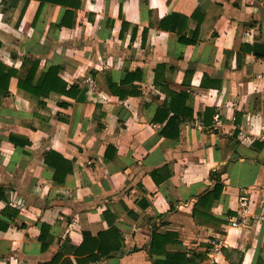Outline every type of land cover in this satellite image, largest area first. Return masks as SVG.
I'll return each mask as SVG.
<instances>
[{"label":"crops","instance_id":"obj_1","mask_svg":"<svg viewBox=\"0 0 264 264\" xmlns=\"http://www.w3.org/2000/svg\"><path fill=\"white\" fill-rule=\"evenodd\" d=\"M199 21L196 42L180 43ZM254 43L264 45V0H0V63L22 76L23 58L39 61L34 84L60 67L79 89L38 105L11 78L0 94V264H45L58 252L75 264L84 234L114 229L121 251L94 264L163 261L153 234L172 236L164 253L191 264L219 234L218 264H264V225L229 228L239 196L264 209V55ZM164 90L185 94L191 113L174 138L152 123ZM49 152L70 164L61 183ZM218 184L207 218H193Z\"/></svg>","mask_w":264,"mask_h":264},{"label":"trees","instance_id":"obj_2","mask_svg":"<svg viewBox=\"0 0 264 264\" xmlns=\"http://www.w3.org/2000/svg\"><path fill=\"white\" fill-rule=\"evenodd\" d=\"M173 19V18H172ZM175 19V17H174ZM179 19V18H178ZM177 23V22H176ZM200 21L197 23V27L194 31L193 38L187 40L184 37L179 38L180 43L183 45H192L196 42V34ZM163 23L159 25L162 28ZM39 67V61L31 58H23L21 68L24 75L18 76V73L14 69L5 67L0 63V94L7 96L8 82L11 78L17 79V89L28 94L29 96L38 100V105H41V98L48 96L49 94L63 96L66 98L74 99L79 94V89L75 85H67L62 79L58 77L61 70L60 67H49L45 72L41 73L36 83L34 79ZM128 82L127 76L120 83L124 85ZM155 83V82H154ZM157 84V80H156ZM108 90L112 96H116L119 100H122L127 95V92L120 91L117 86L108 83ZM166 91L168 100L162 104L160 108L156 110L155 116L152 119V123L160 124L165 122V125L161 131V135L165 138H174L177 136V126L179 123L184 122L190 117L191 113L188 111L184 102L187 96L183 93L175 94ZM129 94V93H128ZM60 107H67L66 104H59ZM174 132L170 134V132ZM13 142V141H12ZM16 144V143H14ZM27 142L22 143V145ZM44 164L54 170L53 180L56 183H61L67 173L71 172L70 164L64 161L61 156L56 153L49 152L43 158ZM68 168L62 172V167ZM152 178L158 183V181L152 175ZM222 191V187L218 184L214 188L203 195L197 202L192 217L196 216L200 218H207L206 214L210 209L218 202ZM5 230V228H3ZM44 232L41 230L39 240L41 242V250L45 251L48 244L43 238ZM167 237L170 235L159 236L152 235V242L150 252L155 255H164L163 261H157L154 264H191L190 259H187L185 254H169L164 253V247L169 243ZM121 237L114 230L106 233L98 234L95 238L84 234L82 237V243L78 248L73 249L72 257L75 264H94L99 263L102 260L109 259L111 257H117L121 251ZM45 264H73L68 258H63V253L58 252L49 263Z\"/></svg>","mask_w":264,"mask_h":264},{"label":"built area","instance_id":"obj_3","mask_svg":"<svg viewBox=\"0 0 264 264\" xmlns=\"http://www.w3.org/2000/svg\"><path fill=\"white\" fill-rule=\"evenodd\" d=\"M236 217L229 221V228L240 229L247 226L250 222L264 225V209L260 213H253L251 210V200L245 195L238 197V208ZM224 235H216L208 241V249L205 252L200 264H218L222 257V251L226 247Z\"/></svg>","mask_w":264,"mask_h":264},{"label":"water","instance_id":"obj_4","mask_svg":"<svg viewBox=\"0 0 264 264\" xmlns=\"http://www.w3.org/2000/svg\"><path fill=\"white\" fill-rule=\"evenodd\" d=\"M253 54L256 56H263L264 55V45L261 43H254L252 45ZM124 253L126 251H123Z\"/></svg>","mask_w":264,"mask_h":264}]
</instances>
